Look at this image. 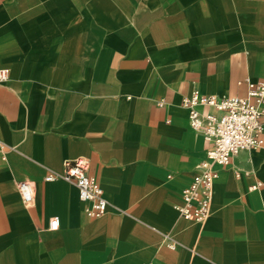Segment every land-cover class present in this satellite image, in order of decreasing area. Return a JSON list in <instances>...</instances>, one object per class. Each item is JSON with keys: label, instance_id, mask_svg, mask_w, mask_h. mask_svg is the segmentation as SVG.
<instances>
[{"label": "crops", "instance_id": "1", "mask_svg": "<svg viewBox=\"0 0 264 264\" xmlns=\"http://www.w3.org/2000/svg\"><path fill=\"white\" fill-rule=\"evenodd\" d=\"M2 68L0 264H264V147L219 168L205 222L174 208L207 148L181 101L264 79V0H0ZM78 158L100 218L46 180Z\"/></svg>", "mask_w": 264, "mask_h": 264}, {"label": "built area", "instance_id": "2", "mask_svg": "<svg viewBox=\"0 0 264 264\" xmlns=\"http://www.w3.org/2000/svg\"><path fill=\"white\" fill-rule=\"evenodd\" d=\"M10 70L0 69V82H7ZM247 91L242 96H216L204 94L195 89L184 96L181 105L189 111L191 127L203 134L207 144L205 159L198 165L192 181L182 190L181 201L174 205L179 215L191 222L203 223L211 213L214 183L219 177V168L231 164L232 159L243 151L264 147V79L256 82L246 79ZM164 101L159 102L163 106ZM7 145L1 143L0 151L6 159ZM237 177L241 176L236 172ZM62 178L73 184L84 205V213L89 218L104 216L109 202L104 190L91 173L88 159L78 158L64 162L63 173L51 171L47 181ZM18 191L25 204L34 200V186L31 181L18 182ZM259 182L250 187L256 190ZM58 218L50 220L49 228L57 230ZM171 248L175 247L172 242Z\"/></svg>", "mask_w": 264, "mask_h": 264}]
</instances>
